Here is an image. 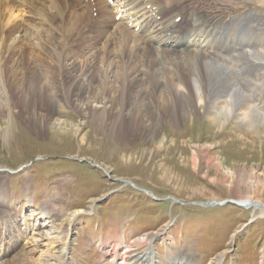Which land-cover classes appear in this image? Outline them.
<instances>
[{
	"label": "rangeland",
	"instance_id": "obj_1",
	"mask_svg": "<svg viewBox=\"0 0 264 264\" xmlns=\"http://www.w3.org/2000/svg\"><path fill=\"white\" fill-rule=\"evenodd\" d=\"M249 1L254 15H264V4ZM92 7L91 19L81 16L74 30L65 22L70 15L49 21L24 9L19 24L35 35L0 41V181L5 189L1 199L7 204L0 205V214L9 211L13 217L0 219V253L7 251L0 264H18L24 258L25 264H44L41 255L61 264L58 256L65 247L66 264H113L102 255L98 241L113 243L119 237L123 253L137 237L166 227L170 235L152 243L156 264H181L182 257L191 264H209L220 255L223 264H264V216L258 207L204 205L243 199L264 204V102L250 101L249 109H242L240 99L218 91L208 104L200 94L190 103L179 83L181 94L168 109L176 120L166 113L158 114L155 122L140 120L141 126L157 127L155 132L125 134L112 128L110 102L105 127L100 128L95 109L104 104L95 102L100 90L95 51L101 65L110 38L95 36L100 14ZM215 7L221 8L211 10L217 12ZM8 19L3 16L5 32L11 27ZM108 50L115 56V45ZM55 51L63 53L61 73ZM148 80L151 86L155 77ZM25 83L31 88H23ZM46 83L50 88H42ZM142 88H136V100L152 104ZM155 100L153 105L161 110L164 105ZM131 109H123L124 114L136 116ZM210 111L220 116L218 121ZM56 188L59 203L43 214ZM31 197L34 206H25ZM78 210L83 213L75 218ZM72 222L71 241L57 240ZM148 247L133 250L141 254ZM122 263L119 259L115 264Z\"/></svg>",
	"mask_w": 264,
	"mask_h": 264
},
{
	"label": "bare ground",
	"instance_id": "obj_2",
	"mask_svg": "<svg viewBox=\"0 0 264 264\" xmlns=\"http://www.w3.org/2000/svg\"><path fill=\"white\" fill-rule=\"evenodd\" d=\"M112 1L113 3H110V0H99L100 17L95 20V36L99 35L98 39L102 35L110 38L106 40L103 48L105 57L103 55L101 65L99 64L101 60L98 59L100 52L95 51V66H98L95 70V82L98 80L97 87H100L95 94V102L104 104L102 109H95V119L100 123V128L105 127L102 122H104L107 109L106 104L110 102L114 103V107L109 110L112 112L115 124L112 128L116 126L118 131H124L125 134L146 133L149 129L150 132H155L157 127L141 126L140 120L146 117L155 122L158 120V114L162 116L165 113L168 117L170 115V119H175L174 112L168 109L181 94L179 83L183 90L182 93L190 103L194 102L200 94L208 104L210 96L217 95L218 91L225 93V96L231 100L232 98L240 99L242 109H249L250 101L264 102V15H254L250 10L249 0ZM255 1L264 4V0ZM60 3L63 6L62 13L56 14V7ZM215 5L221 6L220 9L215 7L217 12L211 10V7L214 9ZM90 6L89 3H85V0H0V17L2 18V21L0 20V41L18 38V36L32 38L35 35L19 24L18 17L23 15L24 9H29L30 13L39 14L49 21L56 19L61 21L62 14L65 18L70 15L69 20L66 19L65 22L70 27L72 25L74 30L75 21L77 23L81 16L84 19L91 17ZM49 8H53L54 11L48 10ZM81 8L84 9L83 12L78 11ZM3 16L9 17L7 25L11 23V27L6 32L3 26ZM159 16H161L160 19ZM118 17L120 18L117 20ZM178 17L182 18L179 23L176 21ZM222 20L223 22L220 23ZM244 27L247 28V30L244 29L247 32L244 36H240V29ZM111 45H115V56L113 51L108 50ZM50 55L54 58L51 52ZM55 58L57 71L61 73L65 69L63 53L55 51ZM135 73L137 76L133 77ZM162 74L165 75V80H162ZM150 76H154L155 81L153 85L147 86V82L150 83L148 80ZM10 78L14 83L18 80L13 75ZM46 86L50 88L49 83L44 84L42 88ZM140 86L143 87L139 90L142 94L148 91V96L153 100L152 104H149L150 102L146 104L145 98L142 101L141 98L136 100V88ZM24 87L31 88L26 83ZM43 94L45 100L49 99L46 93L43 92ZM155 97L159 98L160 104L164 105L163 108L160 107L162 108L159 109L160 111L155 107L157 105H153L156 104ZM117 104L120 107H115ZM129 107L136 111V116L124 114L123 109ZM79 109H84V107L80 106ZM114 109L117 110L116 113ZM204 110L206 113L209 112L207 107ZM177 111L180 110L176 109L175 112L180 115ZM210 113L215 120H219V115H214L211 111ZM245 126L249 127L247 123ZM113 131L115 132V129ZM3 187L0 181L1 206L5 203L4 198L1 199L5 190ZM58 190L60 189L56 188L51 193L50 202L44 203L43 214L48 207H55L59 203L57 195L61 196V194H58ZM24 191L27 195L31 194L29 181L25 182ZM239 203L242 204L240 206L245 204L246 207H258L261 215L264 216L263 203L251 199L239 200ZM5 205L7 204H4V207ZM26 205L27 207L34 206L33 197L27 199ZM78 211L75 218L83 213L81 210ZM10 213L8 211L0 214V219L8 218ZM73 222L66 229V234L59 236L57 240L61 239V242L65 243L71 241V233L74 230ZM29 229L33 231L32 227ZM169 235L168 227L158 233L143 234L137 237L132 244L127 245L123 253L119 237H116L113 243L98 241V245L104 258H111L113 264L119 259L123 260L122 264H130V262L135 264L140 261L143 264H156L152 243ZM145 245L149 247L144 253L137 254L133 250L134 247L140 248ZM67 248L60 250L58 260L61 264L67 263ZM6 252L5 250L4 253ZM122 254L126 257L123 258ZM43 256L41 255V262L44 264H59L50 263V259ZM185 259L182 257L179 263L191 264L187 258ZM224 259V255H220L209 264H223ZM25 260L26 258L17 263L25 264Z\"/></svg>",
	"mask_w": 264,
	"mask_h": 264
},
{
	"label": "water",
	"instance_id": "obj_3",
	"mask_svg": "<svg viewBox=\"0 0 264 264\" xmlns=\"http://www.w3.org/2000/svg\"><path fill=\"white\" fill-rule=\"evenodd\" d=\"M227 203H235V204L241 205L239 202H236V201H233V200H225L223 202L209 201V202L205 203L204 205H206V206H214V205H225Z\"/></svg>",
	"mask_w": 264,
	"mask_h": 264
}]
</instances>
